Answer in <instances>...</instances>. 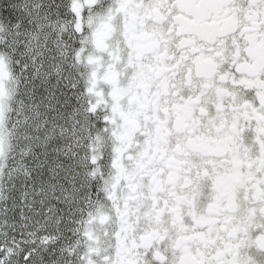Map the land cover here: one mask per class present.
<instances>
[{"label":"snow or ice","instance_id":"6c2138e0","mask_svg":"<svg viewBox=\"0 0 264 264\" xmlns=\"http://www.w3.org/2000/svg\"><path fill=\"white\" fill-rule=\"evenodd\" d=\"M0 264H264V0H0Z\"/></svg>","mask_w":264,"mask_h":264}]
</instances>
